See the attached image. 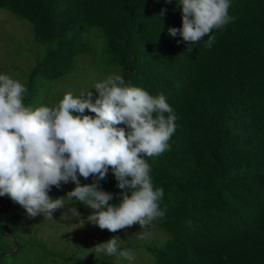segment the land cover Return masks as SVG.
I'll return each instance as SVG.
<instances>
[{"label":"trees","instance_id":"obj_1","mask_svg":"<svg viewBox=\"0 0 264 264\" xmlns=\"http://www.w3.org/2000/svg\"><path fill=\"white\" fill-rule=\"evenodd\" d=\"M0 10L27 20L47 49L27 74L26 106L34 107L40 84L72 73L77 60L90 55L126 85L164 94L177 116L169 149L146 157L166 209L151 223L169 237L118 252L140 250L154 264H264V0H230L233 19L212 30L210 49L207 36L194 44L169 34L182 28L179 0H0ZM117 184L111 169L100 181L114 196L110 204L121 202ZM5 232L13 236L0 221V255L18 248L0 256V264L25 247L35 252L39 243ZM37 248L41 254L30 264L78 261L46 245Z\"/></svg>","mask_w":264,"mask_h":264},{"label":"clouds","instance_id":"obj_2","mask_svg":"<svg viewBox=\"0 0 264 264\" xmlns=\"http://www.w3.org/2000/svg\"><path fill=\"white\" fill-rule=\"evenodd\" d=\"M179 3L182 28H169V34L194 44L207 36L208 49L215 42L212 30L233 19L228 14L230 0ZM93 89L98 96L92 90L68 92L55 106L34 108L24 103L26 86L0 74V197H10L29 218L43 215L51 220L64 206V198L49 196L51 188L72 181L76 187L67 198L95 210L89 222L114 233L137 223L144 229L166 212L159 205L164 190L154 187L146 157H158L169 149L177 116L164 94L153 96L126 85L117 73L94 83ZM86 110L95 115L85 114ZM110 169L117 187L124 190L119 204H110L113 194L99 187ZM79 177H95V182L81 185ZM121 242L114 237L93 249L132 260L131 250L118 252Z\"/></svg>","mask_w":264,"mask_h":264},{"label":"rangeland","instance_id":"obj_3","mask_svg":"<svg viewBox=\"0 0 264 264\" xmlns=\"http://www.w3.org/2000/svg\"><path fill=\"white\" fill-rule=\"evenodd\" d=\"M93 36L95 37L92 39L93 42H97L96 33ZM46 52V46L36 41L33 27L27 20L8 10H0V74H8L25 85L30 69ZM105 67L99 66L90 55L80 57L72 73L40 84L33 100L34 108L41 105L55 106L68 92L79 95L82 91H94V83L111 75L106 73ZM75 187L76 184L69 181L66 184L61 182L58 188L56 186L51 188L49 196L52 199L64 198V206L54 211L51 220L45 219L43 215L29 218L26 210L10 197L7 195L0 197V206H6L0 210V221L13 236L8 232L5 234L24 242L28 241L32 245L38 243L37 246L46 245L48 249L51 248L66 257L74 255L71 257L77 258L78 261L74 260L72 264H83L80 261L86 259H89L88 264H154L152 260L142 256L143 252L140 250H131L134 257L132 260L119 255L96 253L94 247L114 237H119L122 241L120 247L125 248L163 241L169 236L152 223L144 229L137 223L115 233L100 229L98 225L87 219L95 211L94 209L82 204V209L79 210L78 200L67 198L68 192ZM103 231L108 234L103 238L104 241L100 242L97 238ZM37 246L35 252L32 251L33 248L25 247L19 252V257L8 260L5 264H30V257L34 258V255L37 257L41 254ZM97 258H105V262L95 263L91 260Z\"/></svg>","mask_w":264,"mask_h":264},{"label":"water","instance_id":"obj_4","mask_svg":"<svg viewBox=\"0 0 264 264\" xmlns=\"http://www.w3.org/2000/svg\"><path fill=\"white\" fill-rule=\"evenodd\" d=\"M17 248H18V246L16 245V248H15V250H17ZM15 250H13V251H8V252H5L4 254H2V255H0V256H3V255H9V254H11L12 252H14Z\"/></svg>","mask_w":264,"mask_h":264}]
</instances>
